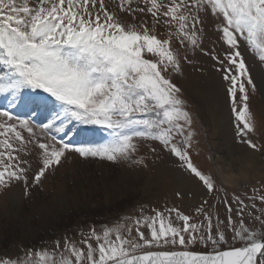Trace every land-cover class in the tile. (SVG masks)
I'll use <instances>...</instances> for the list:
<instances>
[{"label":"snow or ice","instance_id":"snow-or-ice-1","mask_svg":"<svg viewBox=\"0 0 264 264\" xmlns=\"http://www.w3.org/2000/svg\"><path fill=\"white\" fill-rule=\"evenodd\" d=\"M210 17L226 46L219 52L203 47ZM160 26L168 29L164 38ZM241 41L264 61V0H0V190L22 182L27 195L68 153L146 167L136 154L138 142L150 140L216 193L192 159L191 113L171 77L182 61L195 62L190 55L209 56L225 82L239 142L261 150L250 135L249 89L256 85ZM40 114L46 123H37ZM70 125L106 138L65 139ZM34 150L39 167L29 184ZM257 200L264 202V187L219 199L225 214L215 222L208 199L194 209L199 223L178 206L142 211L0 264H264V206L257 209ZM198 243L210 250L189 249Z\"/></svg>","mask_w":264,"mask_h":264},{"label":"rangeland","instance_id":"rangeland-1","mask_svg":"<svg viewBox=\"0 0 264 264\" xmlns=\"http://www.w3.org/2000/svg\"><path fill=\"white\" fill-rule=\"evenodd\" d=\"M126 18L129 21L132 19L130 16ZM147 19L150 21L151 16ZM167 31L166 26L157 28L161 38L166 36ZM205 32V50L215 47L219 52L225 49L221 33L215 30V21L211 17ZM173 46L178 47L175 40ZM241 51L256 85L254 92L249 89L248 102L256 120V130L250 135L254 142L264 145V61H260L258 54L253 53L244 41H241ZM189 59L195 62L182 61L181 73L174 74L171 78L181 88L182 99L186 101L185 107L191 113V128L195 133L191 141L192 159L207 172L211 160L227 157L233 149L232 144L241 146L244 143H240V137L236 135V121L229 107L225 82L221 73L216 70L218 65L214 66L215 61L200 52L195 57L190 55ZM192 81L196 83L193 85ZM211 82L215 84L211 88L213 96L219 97L212 103L203 91L210 93ZM43 115L40 114L41 119L37 123L47 122ZM82 127L91 128L70 125L65 139L70 137L82 140L87 137L99 141L106 138L100 131H80ZM255 152L264 164V148ZM136 156L144 157L146 167L127 161L116 163L99 158L84 159L76 153H68L61 165L54 172H49L39 186L32 187L27 195L22 182L0 190V258H23L25 251L50 250L54 248V241L65 235L79 241L81 232H86L91 227L100 231L104 226L112 227L118 222H124L125 217H138L142 211L143 214L151 215L154 209L178 206L185 214L195 216V222L199 223L203 217L196 215L194 209L204 199H208L209 205H215L210 210L215 222L217 215L224 218L225 214L219 199L225 196L231 198L236 194L250 197L253 189L258 192L264 187V178H259L224 191H219L220 188L217 187L216 193L208 194L200 182L181 169L178 158L159 142L139 141ZM28 159L31 165V184L32 175L39 167L35 150ZM163 168L172 172L170 176L173 184L169 183ZM159 172L162 173L160 176ZM195 185L200 190L197 187L191 188ZM178 192L180 196H177ZM245 202L250 201L246 199ZM256 205L259 209L264 206V202L257 200ZM254 214L259 215V211L254 210ZM145 231L148 234L146 228ZM227 234L231 235L230 230ZM189 249L208 252L210 247L198 243L190 245Z\"/></svg>","mask_w":264,"mask_h":264},{"label":"clouds","instance_id":"clouds-1","mask_svg":"<svg viewBox=\"0 0 264 264\" xmlns=\"http://www.w3.org/2000/svg\"><path fill=\"white\" fill-rule=\"evenodd\" d=\"M253 123L256 126L254 115ZM210 165L206 173L222 190L239 187L264 169V164L258 163L256 154L243 148L230 151L227 157L211 160Z\"/></svg>","mask_w":264,"mask_h":264},{"label":"bare ground","instance_id":"bare-ground-1","mask_svg":"<svg viewBox=\"0 0 264 264\" xmlns=\"http://www.w3.org/2000/svg\"><path fill=\"white\" fill-rule=\"evenodd\" d=\"M195 83H196V82H193V81H192V84H193V85H194ZM214 85H215V84H214ZM214 85H213V83L211 82V84H209V88H210V89H211V88L213 89ZM212 89H211L210 93H209V91H207V90H203V91H205L206 95H207L208 98H209L208 100H210L209 102H211V103H212L213 101L216 102V101L218 100L217 98H219V97L213 96V92H214V91H212ZM214 90H215V89H214ZM201 91H202V90H201ZM201 93H202V92H201ZM211 95H212V97H211ZM220 102H221V101H220ZM219 104H220V103H219ZM216 112H217V110L214 111V113H216ZM221 118H223V116H221ZM226 118H227V117H226ZM228 142H229V141H228ZM229 143H230V142H229ZM228 145L230 146V144H228ZM232 146H233V147H232V148H233L232 150H235V149H237V148H243V149H246V150H248V151H251V152L255 153L256 156H257V159H258V163L263 164L262 161H261L260 158H259L258 153L255 152V151H253V150H250V148H248V146H247L246 144L241 145V146H238V145H235V144L233 145V144H232ZM230 148H231V147H229V149H230ZM166 164H167V163H166ZM166 164H165V165H166ZM161 165H162V164H161ZM163 165H164V164H163ZM165 167H167V166H165ZM160 168H161V167H160ZM163 169H164V168H163ZM170 169H171V168H170ZM159 170H160V169H159ZM161 171H162V170H160V172H161ZM165 171H166V172H165ZM160 172H159V173H160ZM164 172H165V173H164ZM164 172H163V173L168 177V178H167V177H166V178L169 180V183L173 184V182H172V181H173V180H172V177L170 176V174H171L172 172H171L169 169H167V168L164 169ZM159 173H158V174H159ZM161 174H162V173H160L159 176H160ZM172 176H173V175H172ZM259 178H264V169H262L261 171L257 172V174H256L251 180L253 181V180H256V179H259ZM251 180H250V181H251ZM174 182H175V181H174ZM248 182H249V181H248ZM186 186H188V185L186 184ZM196 187H197V188H196ZM191 188H194V189L196 188L197 190H200V187H198V186H196V185H195L194 187L192 186ZM197 192H199V191H197ZM194 193H195V192H194ZM199 193H200V192H199Z\"/></svg>","mask_w":264,"mask_h":264}]
</instances>
